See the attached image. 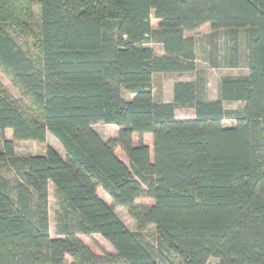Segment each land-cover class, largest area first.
I'll use <instances>...</instances> for the list:
<instances>
[{"label":"trees","instance_id":"16d2710c","mask_svg":"<svg viewBox=\"0 0 264 264\" xmlns=\"http://www.w3.org/2000/svg\"><path fill=\"white\" fill-rule=\"evenodd\" d=\"M204 24L227 31V66H238L243 36L247 73L221 78L215 100L202 99L198 76L175 82L171 102L155 100L154 75L195 71L183 35ZM0 67L29 104L0 87V264H264V0H0ZM179 107L194 117L177 119ZM96 123L116 137L103 140ZM47 134L63 153L16 154L15 141ZM49 183L60 237L50 235ZM77 234H98L113 252L97 255Z\"/></svg>","mask_w":264,"mask_h":264},{"label":"rangeland","instance_id":"374dc122","mask_svg":"<svg viewBox=\"0 0 264 264\" xmlns=\"http://www.w3.org/2000/svg\"><path fill=\"white\" fill-rule=\"evenodd\" d=\"M37 1V0H34ZM33 20L32 23H39V7L38 5L33 6ZM153 26L156 27L157 24L154 19H152ZM206 27H209L208 24ZM210 28V27H209ZM211 30V28H210ZM214 31V30H213ZM190 35L196 40L197 44V66L202 71L203 76L207 80V89L210 94L215 93V88L218 82V78L221 75L231 74V75H243L247 73V69L244 66V57L246 54L244 39L243 36L240 35L239 41V52L241 53V66L238 70H226V69H212L207 62L208 53H215V55L221 59L225 53H227V49L229 48L230 42L226 41V33L223 30H216V32H209L208 28H198L195 31L189 32ZM188 35L187 32H185ZM17 39L18 43L25 49L30 51L32 54H35V51L32 46V40H24L17 35H14ZM155 54H159L160 46L154 44L153 46ZM191 74H158L154 75L151 81V86L153 88L154 98L157 100H171L172 92L171 87L174 81L181 79H190ZM0 87L5 90L14 100L19 102L24 108H28L29 104L26 99L22 96V94L17 90L14 84L11 82L8 75L4 72V70L0 67ZM125 97H128L127 94L124 93ZM239 102H225V109H235L240 107ZM176 116L178 118H191L193 116V110L190 108H178L176 110ZM232 123L228 120L224 121L225 126H229ZM92 128L97 132V134L103 140H109L111 138H115L117 135V128L113 125H106L103 123H96L92 126ZM6 138L11 139V131L7 130L5 132ZM143 141L151 148L152 140L150 135L143 136ZM50 146L55 150L62 152V147L59 142L54 139L50 134H47L46 140L44 143H37L34 141H15L14 148L17 155H35L42 154L45 151V148ZM116 155L121 158L126 164L128 163L125 154L119 149H115ZM1 173L8 178H13L15 176V171L13 169H2ZM98 195L106 202L111 203L109 197L101 190L98 189ZM48 211H49V225H50V235L52 237H60V235L56 232V223H55V213L57 211V201L55 196L54 187L51 183L48 185ZM136 203L139 205L147 206L152 203V201L148 198H138ZM114 211L117 216L123 221V223L127 226L128 229L134 231L136 230V225L132 218L128 215L126 210L121 207H114ZM144 239L154 244L156 242V233L152 226H147L143 229ZM77 236L97 255L102 254L103 252L112 253L113 250L111 247L98 235L91 234L90 236H85L81 234H77ZM217 261L215 259H210L206 264H216ZM169 264H180V260L176 256L170 257Z\"/></svg>","mask_w":264,"mask_h":264},{"label":"crops","instance_id":"0c3cea01","mask_svg":"<svg viewBox=\"0 0 264 264\" xmlns=\"http://www.w3.org/2000/svg\"><path fill=\"white\" fill-rule=\"evenodd\" d=\"M155 20V22H156V24H157V26L156 27H154L153 26V23H152V20H151V26H152V28L153 29H156L157 27H158V25H159V21L158 20H156V19H154ZM207 25H202L200 28H208L209 29V32H216V31H213V30H210V28L209 27H206ZM223 31H225V30H223ZM188 33V35H186L185 33H184V37L185 38H187V39H189L190 40V42L192 43V47H193V52H194V55H195V59H194V64H195V71L193 72V73H182V74H191L192 76H191V78L190 79H185V80H181V79H178V80H176V81H174L173 82V84L175 83V82H177V81H192V82H194V81H196V77L198 76L199 77V81L201 82V88H200V94H201V97H202V99L203 100H215V99H217L218 98V86H219V83H220V80H221V78H223V77H225V76H232V77H234V76H238V75H231V74H226V75H221L219 78H218V82H217V85H216V88H215V93L214 94H210L209 92H208V89H207V80H206V78L203 76V73H202V71L198 68V66H197V44H196V40L190 35V33L189 32H187ZM225 33H226V41L228 42L229 40H228V33H227V31H225ZM230 42V44H229V47L231 46V41H229ZM154 44H156V45H159L160 46V52H159V54H156V55H158V56H160V55H163L164 54V51H163V48H162V45L161 44H159V43H154ZM154 44H152L151 46H153ZM238 45H239V41H238ZM238 53H237V64H238V66H227L226 65V60H227V58H229V56H231L232 55V52L229 50L228 51V49H227V53H225V55L221 58V59H219L216 55H215V53L213 54V53H208V57H207V62H209V66L212 68V69H226V70H238L239 69V67L241 66V61H240V59H241V53L239 52V47H238ZM231 52V53H230ZM182 74H177V75H182ZM156 75H158V74H156ZM173 84H172V87L171 88H173ZM152 92H153V88H152ZM171 92H172V89H171ZM172 97H173V93H172ZM172 97H171V100H157V99H155V100H157V101H162V102H171L172 101ZM225 104V103H224ZM241 106V105H240ZM179 108H184V107H179ZM187 108H189V107H187ZM178 108H176L175 109V117L177 118V119H182V118H178L177 116H176V110H177ZM190 109H192V108H190ZM193 110V109H192ZM194 117V110H193V116L191 117V118H186V119H192ZM184 119V118H183ZM146 135H149V134H146ZM145 136V135H144ZM145 143V142H144ZM146 144V143H145ZM147 145V144H146ZM116 154V153H115ZM118 157V156H117ZM119 158V157H118ZM121 161H123L121 158H119ZM124 162V161H123ZM125 163V162H124ZM108 203V202H107ZM110 204V203H109Z\"/></svg>","mask_w":264,"mask_h":264}]
</instances>
